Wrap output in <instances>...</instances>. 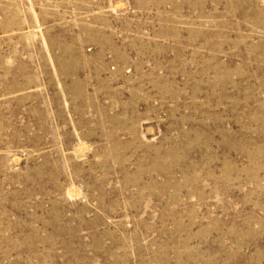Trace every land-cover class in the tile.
Segmentation results:
<instances>
[{"label":"rangeland","instance_id":"374dc122","mask_svg":"<svg viewBox=\"0 0 264 264\" xmlns=\"http://www.w3.org/2000/svg\"><path fill=\"white\" fill-rule=\"evenodd\" d=\"M0 264H264V0H0Z\"/></svg>","mask_w":264,"mask_h":264}]
</instances>
